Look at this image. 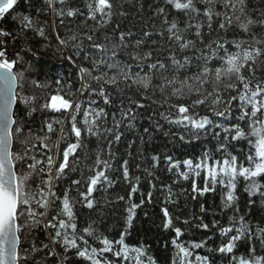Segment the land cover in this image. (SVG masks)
<instances>
[{"label":"snow or ice","instance_id":"1","mask_svg":"<svg viewBox=\"0 0 264 264\" xmlns=\"http://www.w3.org/2000/svg\"><path fill=\"white\" fill-rule=\"evenodd\" d=\"M53 42L75 81L40 79L36 45ZM138 129L177 155L145 148L133 174L113 146ZM159 168L176 177L162 183L166 264H264V0H0V264H159L152 242H129ZM121 180L112 235L100 213L114 202L95 194ZM208 194L207 222L206 199L170 212Z\"/></svg>","mask_w":264,"mask_h":264},{"label":"trees","instance_id":"2","mask_svg":"<svg viewBox=\"0 0 264 264\" xmlns=\"http://www.w3.org/2000/svg\"><path fill=\"white\" fill-rule=\"evenodd\" d=\"M258 2V0H255ZM159 26V21H157V27ZM8 27H12L9 23ZM45 27L51 32V29L48 28L47 25ZM62 33H65V37H67V33L63 28L60 29ZM21 45H17L19 47ZM26 46V45H24ZM17 47H13L9 45V56L11 57L12 53L17 50ZM38 51V67L42 69V73L40 79L42 81L45 80L44 73L47 74L48 79L51 80L55 77H60L63 80H73L75 81V77L71 75L72 72L75 71L67 61H62L60 59V53L56 51V44L53 42L52 46L49 47L47 43H41L36 45V49ZM258 72L261 68V63L257 64ZM37 94L43 97L45 94L37 90ZM54 94V92L52 93ZM85 106H87V101L85 100ZM141 124L144 122L141 121ZM141 135V131H127L125 130L124 136L122 140L113 146V150L118 152L119 156L124 157L125 159H129L131 162V172L133 174H139L136 170V164L140 163L142 167H148V162L145 156H141L140 153L147 148V156H151L153 153V149L163 155L166 152H172L173 155H177V152L172 151V147L169 144L167 148H165L166 138L157 136L151 140L145 138V142L142 143L138 138ZM135 142V143H133ZM179 151V150H177ZM186 151H190V149H186ZM127 153H131V155H127ZM82 167H91L92 160L85 159L82 164ZM119 167V165H117ZM156 179L153 183L156 184V189H150L147 180L149 177L146 175L143 177L141 181V192L147 193V191L152 190L154 192V204L146 205L142 210H138L137 217L134 222V227L131 229V235L129 237V242L135 244L137 241H142L144 239L153 243V251L156 253L159 264H166V258L168 257V252L163 250V242L168 241L171 233L162 232L159 225L161 224V216L160 207H162L163 194L167 191L166 188H162L163 184H172L173 180L176 177L173 174H168L164 171L163 168H159L155 170ZM181 186L188 187V182L180 181L179 184L173 185V191L179 192ZM83 190V189H82ZM95 195L99 196L103 201L106 196H110L114 204H109L103 213L106 219L105 228L112 232V235H117L121 229L123 224V207L124 202H116V197L119 195L127 196V185L121 180L120 183L114 188L111 189L109 193H96ZM207 200L206 208L209 209V215L205 216L206 222L211 218V212L218 211V208L213 204V200L215 199L216 205L219 204V198L213 197L212 194H208L207 197H201L197 201H193L190 197H179V205L172 206L169 205L170 212L173 216H180L181 219L190 218L193 214H199V204L204 200ZM138 202V197H137ZM144 212L149 213V217L144 216ZM88 215L95 217L97 215L96 212L89 213L87 209L84 210V218H87ZM219 218V217H217ZM178 226L184 227V225L177 222ZM115 230V231H112ZM127 230V229H125ZM205 233L197 232L193 229L192 236L194 238L200 239L203 238ZM224 264H227V261H224Z\"/></svg>","mask_w":264,"mask_h":264}]
</instances>
